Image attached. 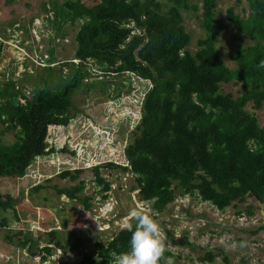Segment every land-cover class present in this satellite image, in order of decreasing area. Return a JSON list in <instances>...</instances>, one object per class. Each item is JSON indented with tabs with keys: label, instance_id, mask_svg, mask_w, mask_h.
Returning a JSON list of instances; mask_svg holds the SVG:
<instances>
[{
	"label": "trees",
	"instance_id": "1",
	"mask_svg": "<svg viewBox=\"0 0 264 264\" xmlns=\"http://www.w3.org/2000/svg\"><path fill=\"white\" fill-rule=\"evenodd\" d=\"M85 1L96 4L86 5ZM168 1L171 6L164 14L156 0L51 2L55 27L81 22L74 53L80 65H66L69 77L55 91L44 86L28 96L12 81L0 89V123L16 131L12 144L0 141V178H23L36 158L56 152L47 141V129L67 124L71 109L75 112L71 96L82 88L86 64L93 61L103 72L130 71L153 84L145 95L140 134L125 152L129 165L122 168L132 173L141 200L152 202L153 209L162 212L179 189L182 195L197 193L221 211L247 198L264 204V126L244 110L249 102L255 110L264 104V0H247L246 20L232 8L225 13L235 30L260 40L246 48L236 44L237 49L229 55L237 63L236 72L227 67L216 48L221 33L228 30L215 18V5L222 0ZM190 2L201 3L205 31L194 53L188 49L190 36L180 12L191 7ZM132 30L138 33L131 34ZM51 74L47 69L44 85ZM233 80L243 82L244 93L236 99L220 91L222 84ZM103 167L115 168L113 164ZM93 170L96 185L108 191L110 182L101 178L99 167ZM77 173L63 171L58 178L75 181ZM42 189L37 185L30 193ZM83 190L81 181L57 192L87 210L90 198L79 196ZM251 208L246 209V215L251 214ZM7 209L14 210V199L0 194V211ZM5 224L3 221L0 226ZM134 226L135 221L133 230ZM131 234L126 229L112 240L94 242L92 254L83 255L79 264H112L114 254L130 250ZM49 237L53 241L55 233ZM6 239L11 242L10 237ZM26 244L27 240L20 246ZM50 253L51 249L44 247L37 255L46 261ZM168 256L171 254L165 252L159 264ZM214 259L215 255L207 253L200 261ZM223 261L227 263V258Z\"/></svg>",
	"mask_w": 264,
	"mask_h": 264
},
{
	"label": "rangeland",
	"instance_id": "2",
	"mask_svg": "<svg viewBox=\"0 0 264 264\" xmlns=\"http://www.w3.org/2000/svg\"><path fill=\"white\" fill-rule=\"evenodd\" d=\"M67 1L74 0H0V89L12 81L15 88L28 96L35 89L44 86L55 91L69 77L70 71L66 65L71 67L80 65L74 59V53L75 36L81 22L77 21L73 26L67 25L59 29L52 21L51 2L63 4ZM156 1L161 5L160 14L167 12L171 6L168 0ZM84 3L90 6L96 4L91 1ZM192 5L196 6V9ZM189 6L191 7L181 9L180 12L182 25L190 36L188 49L194 53L198 48L197 40L205 37V31L202 27L201 3L190 2ZM229 8L246 20L249 14L247 0H222L215 5L216 20L224 22L228 29L227 32L221 33L216 48L227 67L236 72L237 63L229 58L237 49L236 44L240 43L246 48L260 43V40H255L231 26L225 16ZM86 68L88 70H85L87 73L82 81V88L71 96L75 112L71 109L66 125H57L61 127L56 130L58 128L56 126L48 132L47 141L56 152L47 157L36 158L23 178H0V194L9 195L14 199V212L0 211V223L3 221L6 223L4 227L0 226V264H43L42 258L37 259L36 245L45 243L54 247L60 244L65 251L90 255L95 249L94 242L99 239L107 242L109 238L94 231L82 230L83 220L80 216L84 209L82 204L65 198L57 191L75 187L83 181L84 190L79 196L90 198V204L94 199H98L102 193L97 187L101 186L96 187L93 183L95 177L92 165L105 161L123 164L126 161L122 152L133 137L131 131L134 117L129 113L137 111L134 100H138L146 85L141 82L137 87H132L131 82L121 71L103 72L104 70L93 61H88ZM47 69H50L52 74L44 85L42 81L47 75ZM95 72L104 74L98 75ZM84 82L88 84L84 85ZM242 83L241 80H233L228 84H222L220 91L236 99L244 93ZM250 87L251 85H247L248 90ZM251 105V102L247 103L244 110L254 114L258 125L263 127L264 104L257 110ZM15 132L0 123L1 143L12 144L15 141ZM109 148H113L112 156L105 153ZM62 149L68 152L62 153ZM67 170H73L72 174L78 172L75 181L58 178V174ZM99 174L105 182H111L115 188L113 191L117 201L115 219L130 213L133 208L130 196L134 190V183L129 178L126 179L127 173L118 168L107 169L101 166ZM124 178L126 181L122 182ZM37 185H42L44 189L30 193ZM133 199L137 202L139 199L137 194ZM188 202L187 209L179 206L178 212H181L179 221L173 218L177 214L175 204L167 206L163 215L156 216L153 214L154 211L150 215L161 229L171 216L175 234L180 237L176 239L178 242H183L185 235L182 231H185L187 224L183 223L195 222L201 218L208 223L207 234L216 235L219 241L222 235L230 234L231 243L228 242L229 246L223 249L219 242L210 245L208 240L190 237L189 246L172 244L180 253L171 259H165V264H264L263 210L255 202L248 198L242 203L234 202L218 215L205 212L199 214L194 211L193 200ZM249 206L252 207L251 214L246 215ZM94 210L97 211L95 208ZM241 212L251 218L249 221L251 223L244 226L237 224L235 218ZM233 213L234 218L231 217ZM130 222L134 223V220L131 219ZM97 224L91 222L90 226ZM52 232L55 233L53 241L49 237V233ZM6 237H10V243ZM26 240L27 244L20 246V243ZM56 249L58 248L51 249L52 253ZM207 253L215 255L213 262L200 261ZM57 254L56 263L49 264H68L69 261L64 260L62 263L58 261ZM224 257L227 258V263L223 261Z\"/></svg>",
	"mask_w": 264,
	"mask_h": 264
},
{
	"label": "built area",
	"instance_id": "3",
	"mask_svg": "<svg viewBox=\"0 0 264 264\" xmlns=\"http://www.w3.org/2000/svg\"><path fill=\"white\" fill-rule=\"evenodd\" d=\"M133 26V25H131ZM138 31L136 30H132L131 34H137ZM98 75L104 74V73H99V72H95ZM123 75H125L126 79L129 80L131 82V86L132 87H137V85L141 82L145 83L146 87H145V91L143 93L140 94V97L138 98V100H134L135 103V107L137 111L134 112H130L129 115H131V117H134L133 121H132V134L133 137L131 139V141L125 146V148L123 149L122 155L124 158V163L123 164H118L117 162H113V161H105V162H101L98 161V165H92V167H101V166H105L107 164H113L115 166V168H118L119 170H121L123 173H127L126 174V179L129 178L130 181H133L134 183V178L131 172L129 171H124L122 168H127L129 163L127 161L126 158V150L129 146L133 145L134 143V139L140 134V129H141V121H142V117H143V105H144V100H145V95L148 91H150L153 88V84L151 81L149 80H143L140 77H138L137 75H135L134 73L130 72V71H124L122 72ZM101 80V79H100ZM58 128H56V125H53L51 127L48 128V132H51L52 128H56L59 129L60 127L57 126ZM92 128V126H90ZM102 132H106V130H102ZM113 148H109L108 150H105V153L108 156H112L111 153ZM96 161V160H95ZM117 166V167H116ZM82 169H85L84 167H81ZM108 169V168H107ZM126 179L124 178L122 182L126 181ZM118 181H116L117 183ZM94 184H96L95 182H93ZM97 187V185H96ZM100 191L101 188L97 187ZM114 186L109 185V190L106 192L101 191V195L98 196V199H94L92 201V204H90V208L89 209H83L82 213L80 214V216L82 217L83 223L81 226V229L84 231H94L95 233L98 234H104L106 237H109L107 239V241L112 240V238L114 237V235H116L118 232L122 231V230H126L128 229V225L132 223L131 218L129 216V213L126 214L124 217L119 218V219H115L117 216L115 215V207H117V201L116 198L114 197ZM133 189L131 191L132 196H130V201H132L133 203V208H143L145 209L149 214H151L154 211V215H163L165 214L164 212L166 211L167 206L175 204L176 209H177V214H175L173 216L174 219L178 220L180 219L181 216V212L179 211V206L182 208L187 209L188 205H189V200H193V202L195 203L194 206V211H197L199 214H202L203 212L205 213H212V214H216L218 215L219 213L221 214V212L225 211V209L223 211L217 209V207H215L212 203H210L209 201H203L201 200L200 196L196 193L194 195H189V194H185L182 195L180 192L175 193L176 198L173 200V202H171L169 205L165 206V208L163 209L162 212H156L153 207H152V202L150 201H143L140 199L139 197V190L137 189V187H134L133 185ZM138 196V200L137 202H135V198L133 199L134 195ZM188 202V203H186ZM90 203V201H89ZM97 209L96 210H94ZM132 208V209H133ZM117 210V209H116ZM184 215H186V213H184ZM235 213H233L231 215L232 218H234ZM236 222L239 226H244L247 223H251L249 221H251V218L246 217V215L241 212L238 214V216L235 218ZM172 221V217L170 216V219H168L167 221H165V225L162 228V231L165 235V244H166V251L167 253L171 254V256L165 257L163 259L162 264H165V259H171L173 258V256H178L177 254L180 253V250L177 249V247L175 245L172 244H179L181 246H189L188 243H190V237H194L196 239H202V240H208L210 245L215 244L217 242H219L218 244L223 248H227L228 242H230V234H224L221 236V240L219 241V238L216 237V235L214 234H207V227H208V223L203 221L201 218L197 219L195 222L191 221L190 223H183V224H187L186 225V229L185 231H182V233H185L184 237H183V242H178L176 241L177 239V234L175 227H174V223H171ZM91 222H95L98 223L97 225H93L92 227L90 226ZM207 223V224H206ZM181 226V224L179 225ZM212 231H215L213 229H211ZM212 233V232H210ZM174 236V237H173ZM224 237V238H223ZM189 238V240L187 239ZM192 238V239H194ZM173 239V241H171ZM101 241V239H99L97 242ZM231 243V242H230ZM38 248V253L44 248H52V245L49 244H40V245H36ZM57 254L59 260L58 261H64L67 262L68 264H79V262L81 261L83 255L76 252V251H63L61 249H56L54 251V253H52V255L50 254L47 258V261H43V264H49L51 262L56 263L57 261V257L55 256ZM84 255H88V254H84ZM114 259H115V255H113ZM37 259L41 260L40 256L37 255ZM114 262V261H113ZM112 262V264H113ZM198 262V261H196Z\"/></svg>",
	"mask_w": 264,
	"mask_h": 264
},
{
	"label": "clouds",
	"instance_id": "4",
	"mask_svg": "<svg viewBox=\"0 0 264 264\" xmlns=\"http://www.w3.org/2000/svg\"><path fill=\"white\" fill-rule=\"evenodd\" d=\"M19 101L24 104V100ZM129 216L135 221L134 230L131 224L127 226L132 233L130 250L119 255L114 254L113 264H159L166 251L165 235L160 225L143 208H133ZM179 238L177 234V239Z\"/></svg>",
	"mask_w": 264,
	"mask_h": 264
},
{
	"label": "water",
	"instance_id": "5",
	"mask_svg": "<svg viewBox=\"0 0 264 264\" xmlns=\"http://www.w3.org/2000/svg\"><path fill=\"white\" fill-rule=\"evenodd\" d=\"M255 204L260 208V209H262L263 211H262V216H263V218H264V204H262V203H260V202H255ZM7 211H10V212H14V210H11V209H7Z\"/></svg>",
	"mask_w": 264,
	"mask_h": 264
},
{
	"label": "crops",
	"instance_id": "6",
	"mask_svg": "<svg viewBox=\"0 0 264 264\" xmlns=\"http://www.w3.org/2000/svg\"><path fill=\"white\" fill-rule=\"evenodd\" d=\"M47 244V243H46ZM51 245V244H50ZM53 246V245H52ZM54 248H58V247H52V248H50V249H54ZM58 249H61V248H58ZM61 250H63V251H65L64 249H61ZM55 251V250H54ZM51 255H52V251H51V253H50ZM47 256V255H46ZM47 261V260H46Z\"/></svg>",
	"mask_w": 264,
	"mask_h": 264
}]
</instances>
